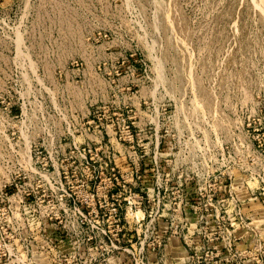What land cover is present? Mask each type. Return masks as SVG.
Here are the masks:
<instances>
[{
  "label": "rangeland",
  "instance_id": "374dc122",
  "mask_svg": "<svg viewBox=\"0 0 264 264\" xmlns=\"http://www.w3.org/2000/svg\"><path fill=\"white\" fill-rule=\"evenodd\" d=\"M0 264H264V0H0Z\"/></svg>",
  "mask_w": 264,
  "mask_h": 264
}]
</instances>
